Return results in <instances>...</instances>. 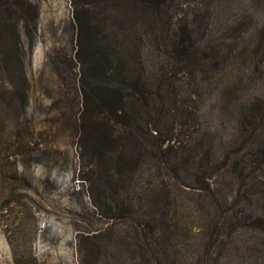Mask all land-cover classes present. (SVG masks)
<instances>
[{
  "label": "rangeland",
  "instance_id": "1",
  "mask_svg": "<svg viewBox=\"0 0 264 264\" xmlns=\"http://www.w3.org/2000/svg\"><path fill=\"white\" fill-rule=\"evenodd\" d=\"M6 1L20 7L0 20L17 23L27 100L0 99V264H117V237L134 224L101 217L90 200L95 166L79 146L78 124L98 77L79 62L87 55L77 45L74 0ZM192 12L198 65L174 74L165 60L166 105L170 118L178 115L169 144L188 149L178 181L190 185L171 187L166 241L182 264H264V225L234 219L241 209L264 208V0H195L178 17ZM109 74L107 85L120 91L117 68ZM8 89L0 71V91ZM161 126L168 135L170 121ZM153 163L134 178L144 202L150 186L142 170ZM230 215L224 228L214 226ZM97 231L104 246L91 256L87 235Z\"/></svg>",
  "mask_w": 264,
  "mask_h": 264
},
{
  "label": "trees",
  "instance_id": "2",
  "mask_svg": "<svg viewBox=\"0 0 264 264\" xmlns=\"http://www.w3.org/2000/svg\"><path fill=\"white\" fill-rule=\"evenodd\" d=\"M0 1L2 15L12 7H19L17 3ZM192 1L195 0H74L77 45L87 55V59L79 62L98 77V84L85 93L78 124L79 146L87 150L95 166L91 170L90 200L101 217L124 218L134 224L132 231H123L117 237V264H182L166 241L172 223L167 222L166 208L176 199L170 197L175 183L182 188L190 187L186 181H178L179 160H188V149L180 143L169 144L174 138L173 124L178 115L172 113L170 118L171 111L166 105L165 87L170 75L165 60H172L174 74L190 75L198 65L202 48L196 42L198 29L192 25L196 13L178 17L182 5ZM23 26L31 39L27 19ZM19 38L16 22L0 20V71L9 88L6 94L0 91V99L27 100ZM146 56L150 57L147 63ZM136 66L140 68L133 71ZM114 68L121 78L112 81L121 85L120 91L107 85L111 82L109 72ZM148 68L151 78L145 76ZM167 121L171 124L168 135L161 130ZM148 160L154 163L142 170L150 186L149 191L145 189L148 202H144L136 193L134 178ZM171 180L174 182L170 183ZM210 184L207 189L211 190ZM209 198L211 203L216 202L213 196ZM248 202L251 199L247 207ZM253 213L246 214L241 209L234 219L264 225V208ZM230 217L209 219L201 229L214 220V226L222 229ZM104 233L87 235L93 245L91 256L102 254Z\"/></svg>",
  "mask_w": 264,
  "mask_h": 264
}]
</instances>
